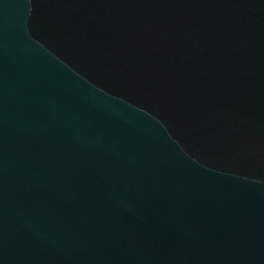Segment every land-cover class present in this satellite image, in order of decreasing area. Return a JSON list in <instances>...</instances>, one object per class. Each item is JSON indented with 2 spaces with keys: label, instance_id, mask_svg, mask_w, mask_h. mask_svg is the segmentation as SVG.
Listing matches in <instances>:
<instances>
[{
  "label": "water",
  "instance_id": "water-1",
  "mask_svg": "<svg viewBox=\"0 0 264 264\" xmlns=\"http://www.w3.org/2000/svg\"><path fill=\"white\" fill-rule=\"evenodd\" d=\"M0 264H264V0H0Z\"/></svg>",
  "mask_w": 264,
  "mask_h": 264
}]
</instances>
